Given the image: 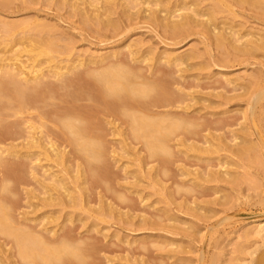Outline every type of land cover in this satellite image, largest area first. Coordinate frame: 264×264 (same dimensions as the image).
Masks as SVG:
<instances>
[{"label":"bare ground","instance_id":"6f19581e","mask_svg":"<svg viewBox=\"0 0 264 264\" xmlns=\"http://www.w3.org/2000/svg\"><path fill=\"white\" fill-rule=\"evenodd\" d=\"M262 1L0 0V264H169L130 236L250 172Z\"/></svg>","mask_w":264,"mask_h":264},{"label":"rangeland","instance_id":"374dc122","mask_svg":"<svg viewBox=\"0 0 264 264\" xmlns=\"http://www.w3.org/2000/svg\"><path fill=\"white\" fill-rule=\"evenodd\" d=\"M18 1L23 2V0ZM259 7L264 10V1L260 2ZM32 17L34 16L7 17V19L25 21L33 20ZM65 19L70 22L77 21V18H70L67 15ZM140 37L141 34L134 36L136 39ZM198 43L199 41L194 39L182 49L188 50ZM82 47L79 49H83ZM251 60L252 64L234 66L231 73L241 75L247 82L249 81L251 91L254 92L264 87V67L259 65L261 61L264 62V50L252 55ZM246 104L244 100L236 101L231 104V109L245 110L248 107ZM257 114L258 126H260L258 129L262 131V137H257L253 142L250 151V172L238 168L236 164L231 165L232 175L235 174L234 176L238 178L240 176L243 181L241 186L235 187L226 182L208 183V185L222 184V186L218 187L219 189L214 188L205 196L196 198L197 202L194 201L195 198L188 201L186 207L178 213L182 216L181 222L177 223L178 228H172V231H177L178 234L155 230L152 233L156 235L153 236L141 233L130 237L148 239L151 245L158 241L172 240L170 242L174 244H169L168 248L174 249L178 246V250L168 260L169 264L175 263L177 258H180L177 264H250L253 259L260 256L264 252V230L261 229L264 224V107L257 110ZM258 126L255 125V128ZM159 198L153 196L151 200H156V207L165 209V202H158ZM160 261L157 260L155 264H160Z\"/></svg>","mask_w":264,"mask_h":264}]
</instances>
